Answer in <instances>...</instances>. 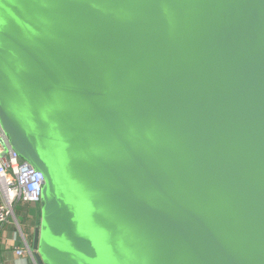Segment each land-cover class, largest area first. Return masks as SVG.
Instances as JSON below:
<instances>
[{"label": "water", "instance_id": "1", "mask_svg": "<svg viewBox=\"0 0 264 264\" xmlns=\"http://www.w3.org/2000/svg\"><path fill=\"white\" fill-rule=\"evenodd\" d=\"M0 5L35 264H264V0Z\"/></svg>", "mask_w": 264, "mask_h": 264}, {"label": "built area", "instance_id": "2", "mask_svg": "<svg viewBox=\"0 0 264 264\" xmlns=\"http://www.w3.org/2000/svg\"><path fill=\"white\" fill-rule=\"evenodd\" d=\"M42 184V173L35 171L12 150L0 127V225L13 223L23 236L13 205L15 202H21L39 206ZM33 252L25 239L20 247L15 249L17 256L27 253L34 262Z\"/></svg>", "mask_w": 264, "mask_h": 264}, {"label": "crops", "instance_id": "3", "mask_svg": "<svg viewBox=\"0 0 264 264\" xmlns=\"http://www.w3.org/2000/svg\"><path fill=\"white\" fill-rule=\"evenodd\" d=\"M30 205L35 208L38 207L36 205ZM23 236L13 223H2L0 225V264H34L27 253L20 256L15 254V249L20 247L23 243V239H25L28 246L31 247L34 234L29 241L24 233Z\"/></svg>", "mask_w": 264, "mask_h": 264}, {"label": "trees", "instance_id": "4", "mask_svg": "<svg viewBox=\"0 0 264 264\" xmlns=\"http://www.w3.org/2000/svg\"><path fill=\"white\" fill-rule=\"evenodd\" d=\"M13 210L18 224H20L23 233L29 241L34 234L35 227L38 225L40 210L29 203L21 202H15Z\"/></svg>", "mask_w": 264, "mask_h": 264}, {"label": "snow or ice", "instance_id": "5", "mask_svg": "<svg viewBox=\"0 0 264 264\" xmlns=\"http://www.w3.org/2000/svg\"><path fill=\"white\" fill-rule=\"evenodd\" d=\"M0 7H2V5H0ZM0 23H3V21H2V20H0Z\"/></svg>", "mask_w": 264, "mask_h": 264}]
</instances>
